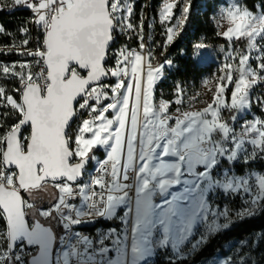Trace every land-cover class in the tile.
I'll use <instances>...</instances> for the list:
<instances>
[{
	"label": "snow or ice",
	"instance_id": "snow-or-ice-1",
	"mask_svg": "<svg viewBox=\"0 0 264 264\" xmlns=\"http://www.w3.org/2000/svg\"><path fill=\"white\" fill-rule=\"evenodd\" d=\"M176 3H163L160 22L172 20ZM21 5L33 13L30 22L38 35L34 50L27 48L30 39L23 40L25 50L20 54L32 57L40 71L34 74L27 61L0 65L3 78H18L15 95L0 86V107L10 108L5 117L14 118L0 134V264H104V252L113 251L112 240L123 239V235L113 237L109 232L122 229L107 230L103 239L90 236L92 246L88 247L74 231L76 225L93 218L107 219L110 215L119 220L134 214L131 233L135 240L138 229L155 212L168 209V219L161 218L158 223L170 224L172 216L188 211L207 183L205 177H212L215 186L220 181L214 173L218 159L231 162L240 157L247 164L251 153L264 155V118L243 121L240 131L235 127L240 111L250 109V89L264 82V45L258 48L255 43L264 39V10L254 14L232 0L222 13L231 25L222 37L229 42L234 38L248 40L247 54L239 57L238 76L234 79L233 66L225 64L212 102L201 111L177 108L173 116L168 110L172 103H181L182 91L178 86L176 99L154 102L155 86L164 79V69L172 61L153 63L154 53L143 42V19L137 34L139 50L125 46L110 56L114 33L137 27L130 20L134 3L13 0L12 6ZM190 9V0H183L182 15L175 25L166 27L165 49L183 29ZM19 31L25 36L30 32L27 27ZM4 32L0 25V34ZM204 47L202 43L193 46L190 58L195 63L202 62ZM253 49L258 53L255 67L248 63ZM109 59L113 60L111 65ZM233 83L228 102L225 93ZM255 103L264 111V97ZM222 110L236 114L226 119ZM84 111L88 117L73 128ZM99 151L103 157L96 155ZM90 161L99 165L93 169L97 174L90 183H78ZM253 179L254 187L246 192L247 179L225 178L221 182L228 185L227 191L216 189L229 198L241 197L242 207L235 211L239 218H245L242 214L253 205L256 211L264 210V174ZM47 181L58 189L59 202L56 216L47 210L39 212L41 217L55 220L54 225L49 221L45 226L39 219L29 222L26 207L33 205L21 193L38 189ZM77 200L85 207L72 202ZM231 215L227 205L221 207L209 200L203 224H219L224 219L226 228ZM198 242L207 243V237L201 233L193 244ZM246 246L247 241L241 242V249ZM235 256L238 259L228 258L227 264H246L250 258V254L241 257L239 250Z\"/></svg>",
	"mask_w": 264,
	"mask_h": 264
},
{
	"label": "rangeland",
	"instance_id": "rangeland-1",
	"mask_svg": "<svg viewBox=\"0 0 264 264\" xmlns=\"http://www.w3.org/2000/svg\"><path fill=\"white\" fill-rule=\"evenodd\" d=\"M165 2H171V0H161L159 2L157 7V22L159 25H161V30L164 32V37L166 39V27L175 25L176 19L182 15L181 10L183 7V0H177L176 7L173 10V18L171 21L160 22L159 12L163 7V3ZM231 2L232 0H216V6L214 7L213 13L211 15V19L214 23V26L216 27L217 33L221 36L222 33L228 29V27H231V25L227 22L222 14L223 11L227 9V7L231 6ZM236 3L243 5L242 0H236ZM259 12L260 9L253 13L258 14ZM141 19L144 20L143 36L146 39V47L148 49V43L150 42L151 37V20L146 17H141L140 15V18L136 23L138 33L140 31L139 22ZM198 43H202L205 45L204 49L202 50V62L198 64H212V71L202 76L196 89H193L191 85H177L173 89V93H175L177 87L179 86V89L182 91V95L180 97L181 103L179 105L172 103L168 110L169 114L173 116L177 114V108H179L182 112L201 111L209 103H211L212 96L215 91V86L219 82L218 77L222 74L220 72V69L225 64H231L233 66V76L235 79L238 76L236 68L239 66V57L242 54H247L246 50L248 49V40L246 48L243 52H236L231 47L224 48V46L220 44L209 45L202 40L197 42L196 44ZM255 43L259 48L264 45V39L258 38ZM135 49L139 50V46H136ZM250 51L253 59H251L248 63L249 65L255 67L257 63L255 57L258 55V53L254 49ZM0 65L10 66L11 63L0 61ZM171 66L172 64L165 67L164 76L166 73V69L170 68ZM16 70H20L19 63H17ZM0 74H2V72H0ZM262 75H264V73H262ZM229 87V94L227 95L225 93V97L228 98V102H230L231 88L234 87V83ZM258 97H264V82H260L250 89L249 99L252 101V103L249 110L240 111V114L235 121V127L237 131H240L243 121L252 120L254 117L264 118V111H261L260 106L255 103V100ZM174 99H176L175 95L170 101H173ZM160 101L161 98L154 99V102L157 104ZM222 114L226 119H228L230 115H235L236 113L234 111L229 112V110H222ZM96 155L104 156V153L103 151H99L96 153ZM253 156L255 158H252ZM260 157H264V155H257L253 152L250 154L249 160L257 159ZM220 161L221 160L218 159V165ZM232 162L240 163L243 162V159L240 157H234L230 163ZM214 173L220 177V181H218L214 186L212 177H205L204 179L207 181V183L200 188V194L194 198L192 204L189 206V210L181 214L172 216L170 224L158 223L161 218H164L165 220L168 219L166 215V213L169 211L168 209H165L164 212H155V214L149 218L148 223L141 225V227L138 229V235L134 240L131 233L134 214H130L128 216H120L119 220L115 219L116 223L112 225L111 229H122V231L111 232V236L114 237L123 235V239H121L119 242L116 239L112 240L113 251L110 252V260L108 264H152L151 261L156 259V257L158 256L164 257L165 259H177L190 256L202 244L199 242L195 245L193 244V242L198 239V236L201 233L208 238L209 232L215 233L218 230L225 228L224 223L226 221L224 219H221L219 221V224L215 222L209 225L207 223L203 224V212L207 210L209 200L219 204L221 207H223L224 205L228 206L229 211L232 212L230 220L227 221L228 225L236 220H239L240 214L236 216L235 211L240 210L242 207L241 197L237 196L235 198H229L227 195H225L224 192L218 191L216 189L224 188L225 191H227L228 185L221 182L225 178H232L237 180L247 179L249 180V184L245 186L244 190L246 192L248 191L249 187H254L253 178L256 175L264 174V169H251L244 174L239 175L235 173L234 169L222 166L214 169ZM192 191L196 192V188L193 187ZM30 195L38 198L39 194L32 193ZM48 197L50 198V195L47 196V199ZM159 199L160 197L157 196L156 201L158 202ZM232 199H236L237 204H232L230 202ZM245 203H247V201H245ZM128 206L131 207L129 203ZM256 207L257 206L253 205L251 209L244 212L242 215L244 217L249 216L253 211H256ZM120 211L122 212L123 209H121ZM120 220L125 221V223L122 225L120 223ZM145 237L147 238V243H145ZM259 238L260 233H255L249 237H246L245 239L225 243L223 245L225 252L221 254H214L197 264H227L228 258H231L233 261L238 259L235 256V253L238 250L240 251L241 257L245 254H250V258L248 259L246 264H261L259 256L261 250L258 248ZM244 241H247V246L241 249V242Z\"/></svg>",
	"mask_w": 264,
	"mask_h": 264
},
{
	"label": "trees",
	"instance_id": "trees-1",
	"mask_svg": "<svg viewBox=\"0 0 264 264\" xmlns=\"http://www.w3.org/2000/svg\"><path fill=\"white\" fill-rule=\"evenodd\" d=\"M161 0H135L134 1V21L141 17H146L151 20V37L148 43V50L154 53L153 63L163 62L165 59L172 61V66L166 69L164 79L159 81L155 86L154 99L172 100L174 97L173 89L177 85H191L196 89L202 76L212 71V64L200 65L191 59L193 46L204 41L209 45L220 44L224 48L231 47L236 52H243L247 45V38L233 39L229 42L217 33L216 27L211 19L216 0H190L191 9L187 17V22L183 30L174 38V42L166 49L163 47L165 37L161 30V25L157 22V7ZM243 5H246L252 12L258 9L264 10V0H242ZM257 5L260 8H257ZM28 15L27 9L20 8L12 12H0V22L3 26L10 30H15L18 24L23 25V18ZM164 55H161V52ZM15 59L13 54L0 53V60L11 61ZM18 81L12 78H3L0 74V86H5L8 92L17 86ZM230 92V87L226 94ZM11 112L10 108H1L0 110V130L2 133L7 131L10 125L14 122L11 116L5 117V113ZM229 115V114H228ZM24 135H27L25 131ZM229 167L234 169L236 174H244L251 169H264V157L249 160L247 164L244 162H228L220 161L218 167ZM32 193H38V198L31 196ZM50 195V198L47 196ZM55 191L49 186H40L38 189H33L31 192H24V199L33 205L31 208L26 207V216L29 222L35 219H40L43 223L49 224V221L54 225V220H44L36 212V207L47 206L55 199ZM236 199H232V204H237ZM115 219L107 221V224H115ZM59 230H57L58 232ZM255 233H260L258 248L261 250L260 262L264 264V210L255 211V214H250L245 218L231 223L227 228L220 229L207 238V243H202L190 256L177 259H165L158 256L152 264H197L204 259L225 252L223 245L225 243L242 240Z\"/></svg>",
	"mask_w": 264,
	"mask_h": 264
},
{
	"label": "built area",
	"instance_id": "built-area-1",
	"mask_svg": "<svg viewBox=\"0 0 264 264\" xmlns=\"http://www.w3.org/2000/svg\"><path fill=\"white\" fill-rule=\"evenodd\" d=\"M129 3H134V1L128 0ZM13 5V0H0V12L4 11L5 13L15 11L20 8L27 9L28 15L23 18V25L18 24L15 30H10L7 29L3 26V24L0 22V25L3 26L5 29V32L3 34H0V53L3 54H13L15 55V59L11 61H2V62H29L31 65V70L32 72L38 73L40 71V68L36 65L35 60L26 55H21L20 52H23L25 49L22 47V42L24 39H30V43L27 45L28 49L34 50L35 47V40L38 35V30L36 27L30 22V18L33 17V13L25 6H12ZM131 22L137 26V24L134 21V11L130 17ZM22 27H27L30 32L27 36L22 35L20 33V28ZM137 34L138 30L137 27L133 30H126L124 33L120 32H115L114 33V40L112 41V45L109 49L110 56L114 50L120 49L122 47L126 46V49H135L136 46H139L137 43ZM146 45V39L144 38L143 41ZM12 47L13 51L8 52V48ZM17 48H19V51H17ZM113 63L112 59H109L108 64L111 65ZM27 72V69L25 70ZM18 81V79H17ZM109 81H105V83H108ZM114 82V80L112 81ZM10 94L15 95L14 91L9 92ZM2 107H0L1 110ZM88 117V112L84 111L82 117H78L77 120L73 123V128L77 126V124L80 122V119L82 118H87ZM1 126V124H0ZM0 134H3L2 131L0 130ZM103 157V156H100ZM98 168V164H94L93 162L90 161L89 165L85 168L84 170V176L81 180L78 181V183H90L91 177L93 175H96L93 171V169ZM42 186H49L55 191V199L47 206H38L36 207V212L39 215V212L41 210H47L52 213V216H56L57 213L55 212V205L59 202V192L58 189L54 186L53 182L47 181L45 183H42ZM99 191V188L97 187L96 189ZM132 197H129V205L132 206ZM73 203H76L79 207H85V204L82 200H77V201H72ZM40 216V215H39ZM41 217V216H40ZM111 216H109L107 219L104 218H93V220H85L84 222L78 224L75 226L74 231L78 232L80 234V240L82 242H85L88 247L92 246V241L89 239L90 236L92 237H100L101 239L104 238L102 234H104L107 230H111L112 225L107 224V221L113 219ZM44 220H53L52 217L49 218H44L41 217ZM55 221V220H54ZM57 235H60V230L57 232ZM109 235L111 236V232H109ZM103 260L104 264H108L110 260V252H104L103 255Z\"/></svg>",
	"mask_w": 264,
	"mask_h": 264
},
{
	"label": "water",
	"instance_id": "water-1",
	"mask_svg": "<svg viewBox=\"0 0 264 264\" xmlns=\"http://www.w3.org/2000/svg\"><path fill=\"white\" fill-rule=\"evenodd\" d=\"M111 45H112V42H111ZM111 45H110V47H111ZM105 81H108V80H105ZM89 163H90V162H89ZM89 163L86 165V167L89 165ZM23 193H24V192L21 193L22 196H23ZM35 220H37V219H35ZM35 220H34V221H35ZM39 220H40V219H39ZM34 221H33V222H34ZM40 221H41V220H40ZM41 222H42V221H41ZM45 226H48V225L45 224Z\"/></svg>",
	"mask_w": 264,
	"mask_h": 264
}]
</instances>
